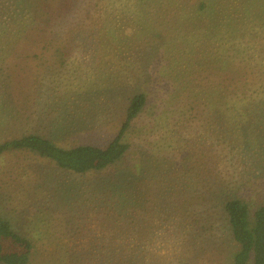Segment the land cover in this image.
<instances>
[{"label": "rangeland", "instance_id": "rangeland-1", "mask_svg": "<svg viewBox=\"0 0 264 264\" xmlns=\"http://www.w3.org/2000/svg\"><path fill=\"white\" fill-rule=\"evenodd\" d=\"M156 18L151 14L145 16L149 32L167 27L164 19L156 24ZM210 19L193 21L200 27ZM137 25L140 24L126 21L105 43L104 38L99 43L95 40L87 44L67 43L61 57L48 55L46 60L38 62L37 75L44 79L32 83L33 87L24 92L29 109L26 119L12 97L16 98L22 90L15 82L16 73L26 69L29 59L25 56L15 59L14 53L19 48L0 43V143L37 133L61 146H103L115 135L134 94L144 93L146 88L149 94L144 112L126 136L130 148L125 157L128 169L123 170L132 176L138 173L141 180L140 184L133 178L134 194L123 198L126 204L115 207L98 204V180L104 176L64 173L30 154H11L0 159V217L9 220L17 234L34 244L32 264H76L81 260L80 254L96 261L102 254L98 252V242L107 243L110 239L115 240L114 248L112 244L106 245V253L103 252L127 257L130 264H232L236 247L220 218L222 203L228 197H237L252 210L255 205H264V137H259L263 131L257 132L254 129L260 127L249 123L259 118L262 123L264 112L251 111L241 112L242 116L236 120H228L229 130L224 131L227 137L239 135L235 146L241 154H229L228 143L222 145L226 160L217 172L214 170L203 178L206 189L202 190L214 199L213 204L179 209L177 200L184 177L197 185L196 171L186 169L181 164L182 158L193 161L196 143L204 140L212 145L216 137L213 132L218 129L214 125L213 132L203 129L205 123L198 119L186 125L191 115L183 104L180 86L187 85L186 77L182 79V76L189 68L186 63L179 67V59L175 58L174 47H179L180 42H172L167 49L163 43L151 48L141 46L143 51L135 49L134 39L140 36L136 33ZM218 30L219 36L213 38L214 31L210 30L209 34L205 33L209 38H205L206 35L194 29L199 34L193 39L196 45L186 41L190 49L202 48L198 56L205 63L209 59L205 47L215 50L221 43L219 55L225 58L228 44L234 43H229L233 32L230 26L219 25ZM93 46L95 49H91ZM189 48L185 52H191ZM163 60L170 63V68ZM139 66L142 69H137ZM222 67L225 69L226 64ZM250 67L246 65L243 70L249 73ZM171 68L183 71L171 72ZM144 70L153 75L157 71L169 74L163 79L166 84L163 108L157 98L161 94L157 86L163 76L153 79L148 86L144 79L147 76L141 74ZM201 76L204 75L189 77V85L198 86L212 99L213 87L203 84ZM207 82H211L208 77ZM217 114L229 118V112ZM233 125L238 129L237 135L232 132ZM213 152L219 154L215 144ZM208 154H212V147ZM21 168L26 172H21ZM105 207L112 210L105 216L108 222L101 219L106 214ZM121 215H127L130 222L122 223L125 221ZM139 222L153 229L146 232ZM119 226L126 234L131 233L130 238L125 236L126 241L115 235L121 232Z\"/></svg>", "mask_w": 264, "mask_h": 264}, {"label": "trees", "instance_id": "trees-1", "mask_svg": "<svg viewBox=\"0 0 264 264\" xmlns=\"http://www.w3.org/2000/svg\"><path fill=\"white\" fill-rule=\"evenodd\" d=\"M147 14L157 17L156 24L165 20L167 27L151 29L149 32L150 25L145 21ZM210 17L214 20L212 21ZM200 18L210 20L196 27L194 21ZM126 21L140 24L136 27L137 36H140L134 39V43L137 44L135 49L141 48L143 51L141 46L151 48L161 43L163 48L167 49L171 47L172 42H180L179 47H174L175 58L177 56L179 59L177 60L179 67L186 63L189 68L188 72H183L185 76H182V79L186 77L187 85L180 86V92L184 95L183 104L187 106L191 115L186 125L189 126L190 121L198 119L205 123L203 129L213 132L211 126L214 125L218 130L213 132L216 137L212 140V145L209 142L207 145L204 140L196 143L193 161L182 158L181 164L186 169H191L190 172L196 171L197 185L184 177L177 201L180 204L179 209L184 210L187 206H196L198 209L202 204L204 207L207 204L211 205L214 199L208 192L202 190L206 189L204 185L206 181L203 178L210 176L214 170L217 172L221 163L226 160V154H222L224 150L222 145L228 143L229 154H241L235 146L236 138L239 136L236 125L232 126V132L237 136L227 137L228 133L224 132L229 130L228 120L241 117V112H264V0H0V43L11 48H19L18 53H14L15 59L17 56L29 59L22 73L15 72L17 74L15 82L17 86H21L23 92L18 91L16 98L11 96L12 102L20 107L23 119H26L29 109L24 92L33 87L32 83L44 79L37 75L35 67L38 62L46 60L48 55L61 57L64 55L63 46L67 43L83 41L87 44L91 40L99 43L103 38L105 43L114 36L117 27L119 30V25ZM219 25L230 26L233 29L229 43L232 41L234 43L228 44V55L225 58L219 55L221 43H218L215 50L205 47L209 57L205 63L201 56H198L202 48L194 46L190 49L186 41L196 45L193 39L199 34L204 36L205 33L209 34L210 30L214 31L213 38L219 36ZM194 29L199 31L198 35ZM236 31L238 33L235 34ZM205 38H209V35ZM186 48L191 52L186 53ZM223 63L226 64L225 69L222 67ZM165 64L170 63L167 61ZM118 65H121V62H118ZM246 65L252 66L249 73L243 70ZM168 67L170 68V65ZM137 69L142 68L139 66ZM175 70L181 69L171 68V72ZM164 73L159 71L154 75L146 71L141 73L147 76L144 79L148 86L153 79L163 76L157 86V91L161 93L157 98L162 108V98L166 94L163 90L166 88L163 79L164 76H169ZM197 75H204L200 77L205 82L203 84L213 87L212 99H208L198 86L189 85V77ZM207 77L211 82H207ZM143 91L144 93L134 94L127 103L115 135L103 146L90 144L61 146L42 134L29 133L0 143V159L11 154H30L64 173L83 177L96 174L104 176L98 180V204H110L111 207L126 204L127 200L122 201L123 198L129 193L134 194L133 178H137L141 184L138 173L132 176L123 169H128L125 157L130 148L126 136L148 104L146 96L149 95L148 88ZM209 112H214L215 115L209 116ZM217 112H229V118L227 115L220 116ZM260 121L261 118L249 123L255 127L259 126L260 128L254 130L263 131L259 133V137H264V121L262 123ZM214 144L217 145L219 154L213 152ZM211 147L212 154L209 155ZM22 171L26 172V169L21 168ZM26 179L29 180V177ZM253 207L252 210L248 203L237 197H228L221 205L220 218L227 226L229 236L236 247L232 264H264V205L258 204ZM105 208L106 214L101 219L107 221L106 217L112 210L109 207ZM121 218L125 221L122 223L130 222L127 215H121ZM211 224L212 221L207 222V225ZM139 225L145 228L146 232L153 229L143 222H139ZM119 228L121 232L115 234L119 240L126 241L125 236L131 237L129 231L126 234L125 230L120 226ZM114 241L110 239L107 243L98 242V252L102 254L95 259L96 261L80 254L81 260L76 264H130L127 257L105 254L106 245L112 244L114 248ZM33 251L34 244L17 234L9 220L0 217V264H32Z\"/></svg>", "mask_w": 264, "mask_h": 264}]
</instances>
